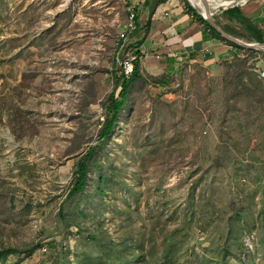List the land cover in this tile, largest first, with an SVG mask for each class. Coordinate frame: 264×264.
Instances as JSON below:
<instances>
[{
  "label": "rangeland",
  "instance_id": "obj_1",
  "mask_svg": "<svg viewBox=\"0 0 264 264\" xmlns=\"http://www.w3.org/2000/svg\"><path fill=\"white\" fill-rule=\"evenodd\" d=\"M226 2L219 24L234 5L264 13ZM137 12L0 0V251H17L0 264H264V52L220 40L230 57H184L175 30ZM135 57L129 105L68 199Z\"/></svg>",
  "mask_w": 264,
  "mask_h": 264
},
{
  "label": "trees",
  "instance_id": "obj_2",
  "mask_svg": "<svg viewBox=\"0 0 264 264\" xmlns=\"http://www.w3.org/2000/svg\"><path fill=\"white\" fill-rule=\"evenodd\" d=\"M153 0H147V3H150ZM155 3L163 2L164 0H154ZM151 6V4H150ZM187 10L190 14L193 15V18L202 24L206 31H208L214 38L224 41L227 44L241 50H245V48L226 40L215 28H213L195 9H193L189 3H186ZM225 20L228 23L236 22L243 30L244 34L247 36L252 37L257 42L264 44V36L263 31L258 28L257 24L251 22L241 11L240 7L231 8L224 12ZM228 23H221L217 22L219 26L229 35H234L232 33V27ZM139 55V53H138ZM139 70V63L135 62L134 72L131 77L122 76V79L117 80L116 87L114 88L113 92L109 96L108 99V115L107 119L104 123V126L101 130L100 137H99V146L91 148L85 155H83L78 162L76 163V170L74 172L75 182L72 188L70 189L67 198L72 199L85 191L88 182V173L90 170L91 162L93 161L95 154L99 147L108 140L112 133L115 131L118 122H119V115L122 110L129 105V93L131 89V84L133 80L138 75ZM124 75V74H123ZM62 209L60 210V213ZM17 251L13 249H8L4 251H0V259L4 258L11 254H16Z\"/></svg>",
  "mask_w": 264,
  "mask_h": 264
},
{
  "label": "crops",
  "instance_id": "obj_3",
  "mask_svg": "<svg viewBox=\"0 0 264 264\" xmlns=\"http://www.w3.org/2000/svg\"><path fill=\"white\" fill-rule=\"evenodd\" d=\"M147 0H131L134 6L137 8L138 17L151 19H160L165 24V32L173 33L175 30L179 39H183L185 48L182 50L184 56H190L195 58H204L206 62H217L220 59H225L231 56L232 47L227 46L224 42L214 38L204 26L197 22L192 14H188L181 8L179 1L177 0H164L163 2ZM151 4V6H150ZM243 14L254 24L258 25V28L263 31L264 36V14L263 12H255V9L249 11L241 8ZM169 15V16H168ZM169 17V18H168ZM226 21V20H225ZM227 22V21H226ZM225 22V23H226ZM228 23V22H227ZM231 27L238 25L236 22L228 23ZM173 43L177 42V39H172Z\"/></svg>",
  "mask_w": 264,
  "mask_h": 264
},
{
  "label": "water",
  "instance_id": "obj_4",
  "mask_svg": "<svg viewBox=\"0 0 264 264\" xmlns=\"http://www.w3.org/2000/svg\"><path fill=\"white\" fill-rule=\"evenodd\" d=\"M190 2V1H189ZM192 5V4H191ZM193 6V5H192ZM237 7V5H234L230 8H235ZM228 9V8H227ZM225 9V10H227ZM218 12H214V13H209V16H203L201 14V16L213 27L215 28L226 40L233 42L243 48H247V49H252V50H259L264 52V44H250V43H246L244 41H241L237 38H234L233 36L227 34L216 22L214 16L217 14Z\"/></svg>",
  "mask_w": 264,
  "mask_h": 264
},
{
  "label": "bare ground",
  "instance_id": "obj_5",
  "mask_svg": "<svg viewBox=\"0 0 264 264\" xmlns=\"http://www.w3.org/2000/svg\"><path fill=\"white\" fill-rule=\"evenodd\" d=\"M191 4L197 8L203 16L208 17L209 13H213L216 7L225 6L226 0H189ZM245 0H237L238 4H242ZM217 9V8H216Z\"/></svg>",
  "mask_w": 264,
  "mask_h": 264
},
{
  "label": "built area",
  "instance_id": "obj_6",
  "mask_svg": "<svg viewBox=\"0 0 264 264\" xmlns=\"http://www.w3.org/2000/svg\"><path fill=\"white\" fill-rule=\"evenodd\" d=\"M130 12V16H129V25L130 27L135 30L137 27H136V23H137V14L135 12L134 9H130L129 10ZM175 57H178L177 55H174ZM184 56V55H183ZM185 57V56H184ZM135 60H136V57L133 58V60H130L129 62L125 63V73H126V77H131L133 72H134V67H135ZM264 76V74H263ZM44 251L46 252L47 251V248H44Z\"/></svg>",
  "mask_w": 264,
  "mask_h": 264
}]
</instances>
